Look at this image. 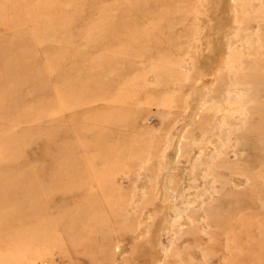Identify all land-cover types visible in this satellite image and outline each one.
Masks as SVG:
<instances>
[{
  "label": "rangeland",
  "instance_id": "rangeland-1",
  "mask_svg": "<svg viewBox=\"0 0 264 264\" xmlns=\"http://www.w3.org/2000/svg\"><path fill=\"white\" fill-rule=\"evenodd\" d=\"M0 264H264V0H0Z\"/></svg>",
  "mask_w": 264,
  "mask_h": 264
}]
</instances>
